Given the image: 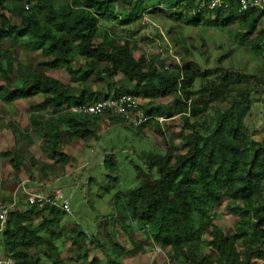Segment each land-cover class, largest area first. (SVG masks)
<instances>
[{
    "label": "trees",
    "instance_id": "16d2710c",
    "mask_svg": "<svg viewBox=\"0 0 264 264\" xmlns=\"http://www.w3.org/2000/svg\"><path fill=\"white\" fill-rule=\"evenodd\" d=\"M225 1L226 8L208 9L200 6V0H0V77L13 85L10 89L0 85V101L39 98L27 126L54 161L41 171L61 173L75 163L61 149L74 140L87 143L95 138L103 115L124 123L110 112L72 113L78 105L119 95L136 97L147 101L143 110L150 119L143 128L161 117L163 107L154 102L170 98L180 116L178 126L186 134L178 145L171 137L163 153L137 155L141 163L135 166L137 185L121 195V229L130 232L134 248L128 251L111 241L105 264L145 253L141 243L135 244L134 233L165 252L169 264L179 259L184 264L253 260L264 264V135L255 136L245 123L258 90L264 94L263 77L229 68L202 69L186 56L171 65V72H164L157 64L158 55L136 58L137 42L100 27V21L107 19L127 28L155 14L184 27L214 23L223 31L240 26L236 41L248 46L264 68V31L257 33L264 10L239 11L233 1ZM17 46L42 57L38 68L18 62L12 53ZM60 69L68 74V84L44 72ZM117 76L122 78L118 85ZM11 131L15 139L27 136L16 123ZM0 157L14 173L22 169L19 150L1 152ZM103 165L116 175L114 156L106 155ZM222 205L235 219L229 232L214 223L215 209ZM65 214L48 202L14 208L0 235L4 258L12 264H97L89 258L90 246L102 249L103 243L78 230L70 236L65 233L61 227ZM64 237L71 246L69 257H63L58 245ZM203 243L208 254L201 251Z\"/></svg>",
    "mask_w": 264,
    "mask_h": 264
},
{
    "label": "rangeland",
    "instance_id": "374dc122",
    "mask_svg": "<svg viewBox=\"0 0 264 264\" xmlns=\"http://www.w3.org/2000/svg\"><path fill=\"white\" fill-rule=\"evenodd\" d=\"M5 15L8 17L6 13ZM13 21L17 20L13 19ZM205 24L197 27H184L156 14L146 16L142 24H134L127 28L118 26L112 20L100 21L101 29L112 32L113 36L137 42L136 58L158 55L157 64L164 72H171V65L180 64L181 59L186 56L202 69L229 68L264 79V68L259 58L250 52L248 46L239 44L235 39L236 30L242 29L240 26L239 28H226L222 31L221 27L215 26L214 23L209 24L210 26H205ZM258 28L260 32L257 33H263L264 18L260 21ZM8 46L9 43L5 42L4 48ZM12 53L18 62L29 63L34 68H38V63L42 61L38 53H29L22 46L15 47ZM75 65L79 66V64ZM44 72L65 84L69 83V76L63 69L44 70ZM12 74L13 81V76L16 74L15 72ZM121 79L117 76L114 81L118 85ZM88 81L92 82V80ZM198 84L199 82L195 83L196 86ZM0 85L7 89L13 86L11 83L4 82L1 77ZM258 91L260 95L258 98H253L250 116L245 120L249 130L257 137L264 135V94ZM39 101L38 97L15 101L11 104L16 103L13 105L16 109H11V104L0 101V124L4 125V120H6V124L1 128L11 131L12 126L17 124L11 113L16 112L18 117L20 116L18 113H22L18 126L20 131L27 135L25 139L14 140L16 149L22 153L24 158L19 173H14L8 161L0 157V199L7 203L14 202V208L24 209L30 205L29 198H34L35 202H43L45 199L52 198L55 191H60L62 200L69 202V212L61 219L64 232H68L70 236L71 231L78 230V232H83L87 239L94 237L99 243H103L102 249L90 246L89 258L95 259L97 264H105L106 249L110 248L111 241L119 242L128 251L134 248L130 244V232L121 229V195L137 185L135 166H141L137 155L143 151L163 153L171 137L178 145L179 138L184 133L186 134V132L182 134L179 129L180 116L174 113L170 98L154 102L155 106L163 107L159 112L163 120L158 122L153 119V123L138 130H132L120 120H110L108 115H103L95 127V138L87 143L74 140L61 149L70 156L74 155L75 163L66 166L61 173H53L48 169L41 171L44 164L52 165L54 161L49 158L48 152L41 150V139L30 135L24 121V115H27L25 111H28L29 115L33 109L31 104H37ZM139 103L142 109L147 107V101L139 99ZM167 112L171 114L167 115ZM5 116L6 119H4ZM106 155L114 156L116 175L105 169L103 159ZM113 177L117 178L116 182L112 180ZM234 221L235 219L224 210V205L215 209L214 223L223 231L229 232ZM132 235L135 244L141 243L145 253L122 257L118 259L117 264H169L165 252L157 245L139 233ZM58 245L63 251V257L71 255L68 237H64ZM237 245L242 248L240 243ZM201 251L203 254L209 253L205 243L201 244ZM3 255L0 245V256ZM171 264H184V260L179 259ZM251 264L263 263L253 260Z\"/></svg>",
    "mask_w": 264,
    "mask_h": 264
},
{
    "label": "built area",
    "instance_id": "2783aa9c",
    "mask_svg": "<svg viewBox=\"0 0 264 264\" xmlns=\"http://www.w3.org/2000/svg\"><path fill=\"white\" fill-rule=\"evenodd\" d=\"M233 1L239 11L247 10H264V0H230ZM200 6L208 9L217 7H227L225 0H200ZM72 113L83 115H102L110 112L113 115L120 116L125 125L132 130H138L150 118L145 114L140 107L139 99L130 95H119L110 98L102 99L93 104H82L71 108ZM158 122L163 120L162 117L156 118ZM60 191H55L54 196L45 199L43 202H48L52 206L60 207L66 213L69 212L68 200H62ZM40 202V201H37ZM36 203L34 198H29V204ZM15 207V203H7L0 199V235L7 225L9 212ZM0 264H12L9 259L0 256Z\"/></svg>",
    "mask_w": 264,
    "mask_h": 264
},
{
    "label": "crops",
    "instance_id": "0c3cea01",
    "mask_svg": "<svg viewBox=\"0 0 264 264\" xmlns=\"http://www.w3.org/2000/svg\"><path fill=\"white\" fill-rule=\"evenodd\" d=\"M54 78H56V77H54ZM13 105H16V103L15 104H13ZM12 104L10 105V106H12L11 107V109L12 108H15L16 109V107L15 106H13ZM31 105H35V104H31ZM25 111V110H24ZM25 113L27 114V115H24V121H25V124H26V126H27V124H28V111H25ZM20 116H22V113L20 114V113H18ZM11 116H14L15 117V119H16V122H17V124L19 123L20 124V122H21V120H20V116L18 117V115H17V113L16 112H14V113H11ZM47 117V116H46ZM4 119H6V116H5V118ZM4 123L6 124V120H4ZM4 124V125H5ZM3 124H0V141H1V143H0V153L1 152H4V151H14L15 149H16V145H15V138L13 137L14 135L12 134V132L10 131V130H8L7 128H1V127H3L4 126ZM6 127V126H5ZM3 140V141H2ZM4 150V151H3ZM71 150V149H70ZM71 154V153H70ZM72 156H74V155H72ZM4 162H6V161H4ZM7 163V162H6ZM9 164V163H8ZM12 196H14V194H12ZM4 257V256H3Z\"/></svg>",
    "mask_w": 264,
    "mask_h": 264
}]
</instances>
